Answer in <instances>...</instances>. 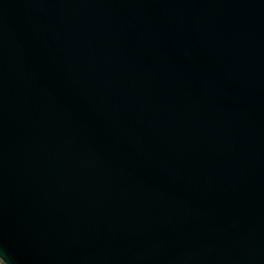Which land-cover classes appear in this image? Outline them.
I'll return each mask as SVG.
<instances>
[{"label": "water", "instance_id": "95a60500", "mask_svg": "<svg viewBox=\"0 0 264 264\" xmlns=\"http://www.w3.org/2000/svg\"><path fill=\"white\" fill-rule=\"evenodd\" d=\"M5 264H264V0H0Z\"/></svg>", "mask_w": 264, "mask_h": 264}, {"label": "rangeland", "instance_id": "374dc122", "mask_svg": "<svg viewBox=\"0 0 264 264\" xmlns=\"http://www.w3.org/2000/svg\"><path fill=\"white\" fill-rule=\"evenodd\" d=\"M0 264H5V263L0 259Z\"/></svg>", "mask_w": 264, "mask_h": 264}]
</instances>
